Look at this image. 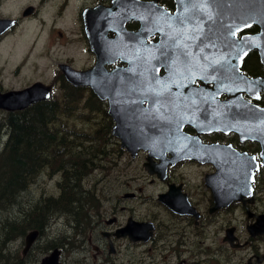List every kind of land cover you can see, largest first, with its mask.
I'll return each instance as SVG.
<instances>
[{"label":"flooded vegetation","instance_id":"af4514ba","mask_svg":"<svg viewBox=\"0 0 264 264\" xmlns=\"http://www.w3.org/2000/svg\"><path fill=\"white\" fill-rule=\"evenodd\" d=\"M49 1L35 0L24 5L20 0H0V19L13 22L0 25V54H10V62L18 69L13 73L10 85L5 83L0 71V98L7 93L23 92L35 84L39 85L37 91L30 90L35 97L34 102L7 105L8 100H2L0 114H4V119L0 124V136L5 132L9 140L8 133L12 135L13 124H19L31 134L27 148L43 147V152L32 150L30 154H42L47 159V145L42 143L41 134L46 127L54 131L47 123H61L64 120L68 126L67 122L72 120L74 123L71 127L76 130H70L77 136L69 133L66 137L75 138L76 142L71 146L80 147L79 152L86 156L76 160L70 150L68 160L75 164H91H84L90 174L79 185L76 203L70 206L63 204L49 216L43 247L37 246L42 233L39 234V231L29 247L22 236L7 243L2 241L0 264H10L9 260L13 257L12 264H264V140L255 136L257 132L264 131V126L258 120L260 110L264 109V90L261 85H249L253 79L264 78V61L260 53L252 50L245 54L240 75L247 79L237 85V93H242L251 114H226L224 117L217 114L215 106L206 101L209 115H200L193 120L188 117L181 129H174L176 132L168 130L171 135L165 137L169 142L163 143L164 151L152 152L148 148H141L134 156L113 135L115 121L108 113V101L101 100L89 85L73 84L66 75V72H85L95 67L98 57L90 42L87 12L100 5L113 7L115 0H83L84 4L78 8L70 11L63 8V12L60 11L57 18L67 14L71 21L70 40L78 44L80 57L67 56L58 62L53 73H50V39L57 26L50 18L51 14L46 18L43 15ZM75 1L72 0L73 3ZM159 4L172 12L176 10L174 0H160ZM90 20L94 25L97 22L93 15ZM92 25L91 28L94 27ZM127 28L139 30L141 23L132 20L127 23ZM259 31L257 25H252L244 32ZM59 34L61 38L65 37L62 31ZM116 36L115 32L108 34V38ZM158 37L156 34L148 41L157 40ZM40 41L46 45L39 54L45 63L40 67L35 63L33 69L28 71L32 47ZM105 67L108 71L122 67L121 59L105 64ZM196 84L200 86L203 82L197 80ZM208 86H213V83L210 82ZM43 87L50 88L47 98L40 96L39 89ZM57 90L60 92L57 97L59 112L47 114L50 100L55 98ZM37 96L40 97L37 99ZM227 98L220 95V100ZM67 100L79 102L81 109L75 106L68 111ZM99 100L108 113L106 121L100 116L103 120L100 133L91 130L93 123L85 122L91 113L105 114L91 112L92 107L87 104ZM83 114L89 116L84 117ZM70 115H73L71 119ZM77 122H80V126ZM101 139L113 147L116 158L120 156L122 159V178L125 181H122V191H118V196H111L105 189L92 184L93 181L85 183L96 166L95 144ZM199 142L203 145V152L190 153ZM175 154L178 155L176 159ZM238 154L251 157L254 166L241 162ZM204 157H214L215 160L211 161H217V164L203 161L201 158ZM223 159L231 165L228 171L221 167ZM148 161L161 163L167 171L162 176L157 172L150 173L145 167ZM228 173L233 174L225 176ZM126 175H129L127 180ZM233 177L242 183V198L229 204L230 199L225 197L217 202L212 184L221 196L227 195L222 179L230 180ZM249 178H252V183L246 189L243 185ZM41 179L46 180V176L42 175ZM30 189L32 197L43 191V188L38 191L34 182ZM113 198L117 202L122 201V205H114L110 212L103 211L102 207L111 203ZM28 200L17 203V215L22 216L24 206L29 208L34 203L31 196ZM18 239L22 241V248L16 250Z\"/></svg>","mask_w":264,"mask_h":264},{"label":"water","instance_id":"95a60500","mask_svg":"<svg viewBox=\"0 0 264 264\" xmlns=\"http://www.w3.org/2000/svg\"><path fill=\"white\" fill-rule=\"evenodd\" d=\"M159 1L115 0L113 7L100 5L90 9L86 24L92 48L97 53V63L90 71L66 72L70 82L89 85L101 100L108 101V113L115 121L113 135L134 156L141 148L164 151L163 143L169 142L165 137L171 135L168 130L181 129L188 117L193 120L209 115L206 101L224 117L226 114H251L242 93H237V85L247 79L240 75L241 65L252 50H257L264 61V0H174V12ZM92 15L97 19L95 25L90 20ZM132 20L141 23L139 30L127 28ZM6 22L13 24L11 20L0 19V25ZM252 25H257L260 31L245 33ZM110 32L117 36L108 38ZM156 34L159 35L157 40L148 41ZM118 59L122 67L108 71L105 64ZM197 80L203 84L197 85ZM210 82L213 83L211 87L208 86ZM252 83L261 85L264 90V78L253 79L249 85ZM38 86L7 93L0 98V104L4 99L8 100L7 105L34 102L30 90L37 91ZM39 90L40 96H49V87ZM220 95H226L227 100H220ZM259 114V123L264 126V109ZM255 136L264 140V131ZM202 150L199 142L190 153ZM175 155L174 159L178 158ZM238 156L241 162L253 165L251 157ZM214 157L201 159L217 164ZM226 159L221 167L228 171L231 165ZM145 167L150 173L157 172L161 176L167 171L161 163L148 161ZM222 183L228 192L223 196L212 184L217 202L225 197L230 199L229 204L242 196V183L235 177L222 179ZM251 183L252 178H249L244 188H249ZM37 235L38 231L27 235V247Z\"/></svg>","mask_w":264,"mask_h":264},{"label":"trees","instance_id":"16d2710c","mask_svg":"<svg viewBox=\"0 0 264 264\" xmlns=\"http://www.w3.org/2000/svg\"><path fill=\"white\" fill-rule=\"evenodd\" d=\"M87 104L93 110L104 112L105 114H102V116L106 121L108 113L101 100L88 102ZM49 114H54V112L50 111ZM51 123L48 122L47 125L50 126ZM18 125L13 124L12 135L8 133L9 140L7 138L8 141L6 140L5 145L0 148V216L2 217L0 222V244L14 240L17 236L26 238L29 232L37 230L39 234L42 232L40 234L41 243L39 242L37 246L43 247L46 238V225L50 222L49 216L55 210L63 207V204L70 206L76 203L77 193L80 189L79 185L83 181L82 179L90 174L88 173L89 168L84 164H91L84 162L75 164L68 160L70 150L75 154L76 160L86 156V154L79 152L80 147L71 146L72 143L76 142V139L67 138V134L72 132L66 129L49 131L46 127V131L42 132L41 137L42 143L45 142L47 145L48 158L46 159V156L42 154L32 156L30 154L32 150L43 152V147L27 148L26 144L29 142L31 134L19 125L20 129ZM105 136L106 134L103 137ZM2 137L3 134L0 136V145ZM42 175L57 176L60 196H48L45 192H42L40 195L32 197L30 186L33 182L36 183L39 191L42 186L38 183L43 181L41 179ZM23 189L25 190L22 191ZM30 196L34 203L29 208L24 206L23 215L25 216L20 218L19 215L15 214V209L18 204L28 202ZM13 262L14 257L9 260L10 264Z\"/></svg>","mask_w":264,"mask_h":264},{"label":"rangeland","instance_id":"374dc122","mask_svg":"<svg viewBox=\"0 0 264 264\" xmlns=\"http://www.w3.org/2000/svg\"><path fill=\"white\" fill-rule=\"evenodd\" d=\"M21 3L28 4L30 1L35 0H20ZM84 4L83 0H76L74 3L72 0L66 2V0H51L49 1V5L45 8V11L43 13L44 17H51V20L55 21V25L57 26L54 31H52V38L50 39V45H51V56H50V73H53L55 66L58 64L59 61L66 59L67 56H73L75 59H79L80 57V50L78 47V44L76 42H73L70 40V32L71 28L69 26V17L67 14H63L62 18H57L58 14L63 12V8H65L66 11L73 10L75 8H78L79 6H82ZM59 31H62L65 34L64 38L60 37ZM36 37V34H34V38ZM46 45L43 42H38L33 45V51L28 59V64L30 65V68H28V71H31L33 69V65L37 63L40 66L44 65L43 59L40 57V53L44 51ZM11 56L10 54H0V71L2 74V77L7 85H10L13 82L12 75L14 71L17 69L15 67V64H12L10 62ZM18 70V69H17ZM48 81V79L46 80ZM60 95V92L57 90L55 98L53 100H50V108L47 114L50 113V111H53L55 114H58L59 108H58V96ZM80 103L73 102L70 100H67L66 102V108L68 111H71L74 109L75 106H77V109H81V105L79 107ZM83 107H85V104H83ZM97 111L91 109V112ZM99 112V111H98ZM71 114V112H70ZM78 115V114H77ZM84 115V114H83ZM73 115H70V119ZM89 115H84V117H88ZM102 114H96L95 112L92 114L91 117H89L85 122H91L93 124L90 125L91 130L93 132H102L100 130L102 128V119L100 118ZM104 118V117H103ZM4 114H0V124L3 122ZM97 122V123H96ZM69 125L64 124V120L61 121V123H52L51 126L53 127L54 131L59 129H66L68 131L76 130L75 128L71 127V124L74 122L72 120L67 122ZM77 124L80 126V122H77ZM71 128V130H70ZM99 130V131H98ZM96 166L92 169V174L88 181H93V183L96 184V186L100 187L101 189H105L107 193H109L111 196H118L120 193L118 191H122V181H125L124 178H122V159L119 156L116 158L114 156L113 147L110 146L105 139L97 140L96 141ZM103 164V167H102ZM57 176L51 175L46 176V180L38 183V185L42 186L43 191H40L35 195L38 196L42 192H45L48 196L49 195H56L58 196L60 190L57 185ZM88 178V177H87ZM129 178V175L125 176V179L127 180ZM122 205V201L117 202L115 198H113L111 203L105 204L102 207V210L105 212H110L113 210V206ZM16 214V209H15ZM25 215L20 216L23 218ZM2 217L0 216V222ZM3 232V231H2ZM22 248V241L18 239L15 244V249L19 250Z\"/></svg>","mask_w":264,"mask_h":264},{"label":"bare ground","instance_id":"6f19581e","mask_svg":"<svg viewBox=\"0 0 264 264\" xmlns=\"http://www.w3.org/2000/svg\"><path fill=\"white\" fill-rule=\"evenodd\" d=\"M45 222H46V220H45Z\"/></svg>","mask_w":264,"mask_h":264}]
</instances>
